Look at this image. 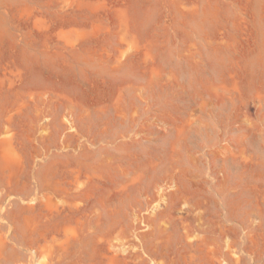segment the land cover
Masks as SVG:
<instances>
[{
  "label": "rangeland",
  "instance_id": "obj_1",
  "mask_svg": "<svg viewBox=\"0 0 264 264\" xmlns=\"http://www.w3.org/2000/svg\"><path fill=\"white\" fill-rule=\"evenodd\" d=\"M0 264H264V0H0Z\"/></svg>",
  "mask_w": 264,
  "mask_h": 264
}]
</instances>
